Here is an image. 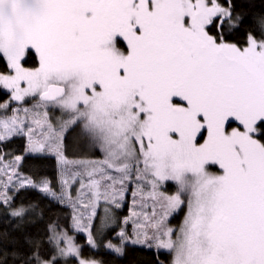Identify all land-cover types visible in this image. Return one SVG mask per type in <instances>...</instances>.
<instances>
[{
    "label": "snow or ice",
    "instance_id": "6c2138e0",
    "mask_svg": "<svg viewBox=\"0 0 264 264\" xmlns=\"http://www.w3.org/2000/svg\"><path fill=\"white\" fill-rule=\"evenodd\" d=\"M0 60L9 93L0 111L12 112L0 116V143L26 135V151L67 163L63 138L79 128L102 157L77 162L75 201L65 174L58 195L46 178L20 175L21 156L0 169V264H105L54 229L53 251L40 254L20 230L31 206L14 204L10 186L84 209L76 230L116 257L138 245L166 250L170 264H264V12L238 0H0ZM29 100L32 108L10 109ZM52 110L62 115L56 126ZM28 119L46 127L41 138ZM129 182L142 209L147 186L152 212L133 211L143 222L132 233L101 239ZM168 182L172 194L161 190Z\"/></svg>",
    "mask_w": 264,
    "mask_h": 264
},
{
    "label": "trees",
    "instance_id": "16d2710c",
    "mask_svg": "<svg viewBox=\"0 0 264 264\" xmlns=\"http://www.w3.org/2000/svg\"><path fill=\"white\" fill-rule=\"evenodd\" d=\"M238 2L244 3L250 13L264 12V0H238ZM242 39L243 37L240 34L234 37V40ZM5 65L6 61L0 60V70H3ZM32 65L33 59L29 58L27 66ZM8 98V92L0 89V103ZM63 145L64 155L69 158H98L101 156L85 143L83 137L80 135L79 128L65 135ZM24 150V136H14L11 140L0 143V154L4 151H12L15 154L22 155V161L19 165L21 175L33 179L46 178L51 182L53 190L58 192L59 167L57 166V159L48 154H25ZM12 197L13 203L16 205L23 203L25 206H31L30 211L33 214L25 222L21 223L20 230L28 239L35 240L39 243V252L42 255H48L53 251V243L49 240V237L51 235L50 227L54 226L58 230L63 228L70 234H73L74 240L81 246L84 257L103 260L105 264H170L171 262V257L168 252L163 250L156 251L152 248L149 249L138 245H129L125 257H116L109 250L103 248L92 249L87 244V240L82 233H76L70 229L72 220L71 209L67 206L31 188L22 189L19 192L15 191ZM6 224L7 221L4 220V213H0V227ZM116 231L117 229L109 230L104 236L112 239V234ZM26 249L31 251V247L28 245H26ZM69 262L76 263L73 258ZM61 264H63L62 261Z\"/></svg>",
    "mask_w": 264,
    "mask_h": 264
},
{
    "label": "rangeland",
    "instance_id": "374dc122",
    "mask_svg": "<svg viewBox=\"0 0 264 264\" xmlns=\"http://www.w3.org/2000/svg\"><path fill=\"white\" fill-rule=\"evenodd\" d=\"M5 91L7 92V90H5ZM8 99H6L5 101H3L1 103L7 102ZM34 104H35L34 100H29L26 103H24L23 105H21L19 102H12V104L10 105V109L19 108V107L32 108ZM38 111H40L41 113L43 112L42 109H40ZM3 115H12V112H11V110H9L6 113L3 112V111H0V116H3ZM20 115L22 116L23 113L21 112ZM39 118L43 120L42 116L39 117ZM61 118H62V115L58 111H55V110L49 111L48 119H50L52 121L54 126L58 125V122L60 121ZM26 124L29 125V126H32L35 129L36 138H38V139L41 138L42 133L47 131L46 127L45 128H41V127H38L35 124H33L32 123V119L26 120ZM17 136H24V138H25V150H24L25 154H30V155H46V154H48V155L54 156L57 159V157L53 153L47 151V149L44 152H41V153H32V152L26 151V148L28 146V138H27V136L26 135H17ZM63 140H64V138H63ZM0 156L3 157V159L0 160V169H3L5 165L12 164L14 162V158L16 156H21L22 157V155L15 154L12 151H4L3 153L0 154ZM66 158H67V161H68L67 163H63V162H61V161H59L57 159V166L59 167L58 168L59 190H58L57 194L59 195L60 192H61V178H62V174H65V177L69 179V184L71 185L69 190H70V192L72 194L73 200L75 201L76 198H77V193H78V189H79L80 186H79V183H73L72 182L71 174L73 172L79 170V166H78L77 162H79L81 160H98V159H101L102 157L99 156L98 158H93V157H88V158H86V157H78V158L66 157ZM21 161L19 162V165H20ZM19 165L17 167V171L20 173ZM210 171H218V168L212 167V168H210ZM8 174H11V169L10 168L8 169ZM21 176L22 177H26V176H23V175H21ZM0 179L6 180L7 176L3 172H0ZM15 180H16V177H13V182H15ZM0 190H2V189H0ZM148 190L149 189L146 186L144 195H145V199H146V202H147V207H144L142 209L141 206H140L141 205V195H140V193L138 192L136 196L133 195V192L137 191L136 183L135 182H129L128 183L127 190L124 193V199L121 201L122 206L119 209H116V208L113 207L112 212H111L112 222H111V224L109 225L108 228L104 229L103 235L100 237L101 239L103 238L104 235H106L108 233L109 230L117 229V231L112 234V240L115 241L117 239L116 233H118L121 228H123L128 233H132L133 230H134V222H137V221L143 222V216L142 215L133 217L132 216V212L133 211H135L137 213L147 212L149 214L152 212V203L153 202L150 199H147V196H146ZM161 190L162 191H166L169 194H172V193H174L176 191V185L174 183L172 184L171 182H168V183L163 185ZM14 192H15L14 187L10 186L9 189H8V193L7 194L9 196H12L14 194ZM52 199H54V198H52ZM54 200L57 201V202L59 201L57 199H54ZM134 201H136L135 204H134ZM85 202H86V199H85ZM62 204L71 209V219L72 220H71V223H70V229L73 230L76 233H80V234L82 233L85 236L86 240H87V234L84 233V232L77 231L76 228H75V225H74V221H73V216L75 214H78V212L85 211V210L82 209V208H78L77 210H74L73 207L71 206L70 202H65V203H62ZM100 208H101V210H100L99 214L103 215V211H102L103 204H101ZM3 210H4L3 208H0V213H4V212H2ZM185 211H186V209L182 208L181 210L173 213L169 217L170 226H172L173 228H178L179 225L183 221V217H184ZM125 219H127V221H128L127 223H124ZM95 223L98 224L99 220L97 219L95 221ZM52 229H54L56 232H59V233H67L69 236L73 237V239H74L73 234H70L67 230H65L63 228L58 230L54 226L50 227V231H51V235L50 236L53 235ZM74 242L76 243V240H74ZM54 247H55V245L53 243V249H54ZM152 249H154L156 251L158 250L156 248H152ZM163 251L167 252L166 250H163ZM170 257H171V254H170ZM71 259L72 258L68 259V264H77V260L75 258H73V259H75L76 263H70L69 260H71ZM61 261L64 264V261L63 260H61Z\"/></svg>",
    "mask_w": 264,
    "mask_h": 264
}]
</instances>
